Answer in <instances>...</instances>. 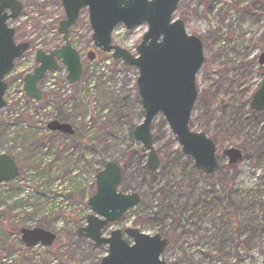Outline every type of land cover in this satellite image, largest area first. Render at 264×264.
<instances>
[{
    "label": "rangeland",
    "instance_id": "374dc122",
    "mask_svg": "<svg viewBox=\"0 0 264 264\" xmlns=\"http://www.w3.org/2000/svg\"><path fill=\"white\" fill-rule=\"evenodd\" d=\"M18 1L22 12L8 25L15 30L14 41L29 43L31 50L14 63L16 73L9 77L10 84L34 68V49L49 52L63 44L57 34L64 18L59 0ZM238 1L241 6H236V0H180L173 15L203 45L204 62L196 75L198 95L189 126L218 142V165L213 175L203 176L191 160L185 164L164 118L157 116L151 130L155 150H161L160 161L167 153V160L178 162L185 172L180 186L177 173H164L161 165L155 172L156 182L165 184L180 200L176 212L172 210L163 219L158 193L149 187L141 170L147 153L126 157L129 150L142 149L130 137V129L143 119L135 84L137 69L122 67L110 54L93 47L88 12L81 11L68 33L83 63L81 83L65 86L66 70L61 67L43 82L44 102L23 109L17 117L20 110H0V154L17 157L20 169L16 180L0 185V212H4L0 264H99L106 247H96L75 232L91 213L88 199L95 192V171L102 168V162L114 161L122 167L124 160L131 179L130 189L124 193L139 194L141 202L109 224L104 236L125 228L150 236L163 231L172 241L161 256L167 264H264V156L259 162L243 156L231 166L221 153L225 148L242 150L256 141L264 142L259 139L264 117L257 114L253 120L248 114L249 100L264 77V65L258 62L264 52V42L259 40L264 33V0H258L260 15L255 19L248 12L241 13L250 0ZM146 30V24L129 31L119 25L112 33V44L135 55ZM89 52L95 53L91 63ZM56 105L62 106L75 132L86 142L48 133ZM32 135L36 143L30 139ZM49 213L50 219L42 221ZM37 227L56 234L51 247L26 248L21 243L20 230Z\"/></svg>",
    "mask_w": 264,
    "mask_h": 264
},
{
    "label": "water",
    "instance_id": "95a60500",
    "mask_svg": "<svg viewBox=\"0 0 264 264\" xmlns=\"http://www.w3.org/2000/svg\"><path fill=\"white\" fill-rule=\"evenodd\" d=\"M180 0H59L64 18L58 23L57 33L63 45L46 53L36 51L37 66L23 78V91L27 98L41 101L39 82L50 71H56L59 63L67 70L66 80L78 83L83 64L79 53L71 46L69 29L74 26L81 10L87 9L92 31V42L96 49L111 53L114 60L124 67L137 69L136 87L143 110L141 123L133 128L135 141L147 153L146 170L154 172L160 159L154 147L151 124L161 115L180 147L181 153L193 161L194 167L203 175H212L217 166L216 145L204 132H194L189 127L198 91L196 75L203 62L201 40L186 31L181 19H173ZM23 7L18 0H0V109L6 106L4 77L12 70L14 61L28 49V43L14 42V29L9 20L19 17ZM146 24L147 30L135 49L136 55L113 45L111 35L118 25L126 30ZM94 53H88L89 61ZM258 62L264 65V52ZM249 108L264 112V78L253 93ZM50 131L72 135L73 128L67 123L51 121ZM230 165L242 160V151L235 147L222 150ZM19 175V167L8 154H0V184L9 183ZM122 182V167L106 162L95 174V192L88 199L91 213L85 218V225L76 230L78 238L106 247V254L99 264H167L162 258L168 240L161 235H147L136 228L113 230L108 237L102 235L109 224L118 222L129 210L141 202L137 193H123L118 190ZM21 242L30 248L37 244L49 247L56 235L42 228L21 229Z\"/></svg>",
    "mask_w": 264,
    "mask_h": 264
},
{
    "label": "trees",
    "instance_id": "16d2710c",
    "mask_svg": "<svg viewBox=\"0 0 264 264\" xmlns=\"http://www.w3.org/2000/svg\"><path fill=\"white\" fill-rule=\"evenodd\" d=\"M240 3H242V2L240 1ZM240 3H239L238 0H236V6H241ZM257 5H259V1L258 0H250L249 3H248V7L241 8L242 9L241 13L244 14V13L248 12V15L251 16L253 19H255V16L260 15V9H259V7ZM209 6H210L211 9L214 7V6H211V5H209ZM259 36H260L259 40L264 42V33H261ZM138 103H140V102H138ZM205 106L206 107H204V108L208 107V102H207V104H205ZM121 114H122V112H120L118 114L119 118L122 117ZM141 114L143 116V111L142 110H141ZM248 114L250 115V117L253 120H256L257 114H260L262 117H264V113H262V112H254V111H252L250 109L248 110ZM17 116H18V114H17ZM68 117L69 116L66 114V111L62 108V106L56 105L55 108H54L53 118H51V119L52 120H56V121L61 122V123H68L74 129V126L69 122V118ZM151 128H152V126H151ZM190 128H191V126H190ZM132 131L133 130L130 129V137L131 138H133L132 137L133 136L132 135ZM52 134H54V135L58 134L59 136H63L64 138H69V139H71V140H73L75 142L76 141L77 142H79V141L80 142H83V141L86 142V139L82 140V138L78 136L77 132H75V129H74V133L72 135H68V136L61 135L59 133H52ZM96 136L97 135L93 136L89 140L90 141H92L93 139L95 140ZM35 137L36 136L32 135L30 137V139L33 140L36 143ZM259 139L264 141V130L263 131L261 130ZM214 142L217 145L218 142L215 141V140H214ZM253 145H254L253 147H252V145H248V146L245 147V149L243 148L242 149L243 155L245 157H248V158L252 159V160L254 159L253 161L259 162L260 159L264 156V142L261 141L260 144H258V142L256 141V142H254ZM63 150H62V153H63ZM160 152H161V150L158 151V153H160ZM144 153H146L144 149H140V150H136V151L129 150L128 153L126 154V157L129 158V157H131L134 154L142 156V154H144ZM176 153H177V155H179L180 159L183 158V156L179 153L178 150H177ZM21 156H22V154H21ZM18 157L20 158V155H18ZM13 158L15 160H17V157H13ZM164 158L165 159H161V161H160V165L162 166V172H164V173L171 172L174 175L177 173L176 178H177V180H179L177 185L180 186V184L182 183V180H183V176L185 174L184 168L182 166H180V164L178 162H172V161L170 162V161H168L167 160L168 159L167 153H165V157ZM26 159H28V158H26ZM185 161H186L185 164L190 163V159L189 158L185 157ZM127 163H128L127 160L123 161V165H122V170H123L122 171V176L123 177H122V182L119 185V190L120 191L122 190L121 192H123V193L126 192L128 189H130V181H131V179L129 178V176L126 173V168L128 166ZM104 164H105V162L101 163L102 167H103ZM141 170H143V173H144V176H145V180L147 181V184L149 185V187H151V188L154 187L156 192L158 193L159 203L162 205L163 210L165 212V215H162L161 219L169 217L172 210L176 212V208H177V205L180 203V200L176 199V198H174L172 196L171 190H169L167 188V186H165V184L161 186L159 182H156V174H155V172L147 171L145 166L143 167V165H141ZM97 171L98 170L95 171V174H96ZM196 185H197L196 182H194V187H196ZM176 194L177 193L175 192V195ZM177 198H180V197L177 196ZM28 205H30V203H28ZM50 205H53L52 200H50ZM55 206H56V203L54 204V208H55ZM54 208H53V210H54ZM49 216H51L50 213L49 214H45V216L43 217L44 219L42 221L49 220L50 219ZM3 218H4V212H0V220H2ZM176 230H177L176 228L171 230V234L172 235L175 234ZM160 233L162 234L161 236L164 237V238H165V236L168 235V234L166 235V233H164L163 231L160 232ZM168 236H167L168 237V239H167L168 240V244H171V242H172L171 241V235H168ZM69 264H73V263L70 262ZM76 264H79V263H76Z\"/></svg>",
    "mask_w": 264,
    "mask_h": 264
},
{
    "label": "flooded vegetation",
    "instance_id": "af4514ba",
    "mask_svg": "<svg viewBox=\"0 0 264 264\" xmlns=\"http://www.w3.org/2000/svg\"><path fill=\"white\" fill-rule=\"evenodd\" d=\"M23 7V6H22ZM22 12V11H21ZM21 14V13H20ZM20 16V15H19ZM16 20V19H15ZM9 21H12V20H9ZM8 21V22H9ZM9 26V25H8ZM10 27V26H9ZM15 31V30H14ZM14 36H15V33H14ZM15 42V41H14ZM16 43V42H15ZM21 43H23V42H21ZM16 44H19V43H16ZM29 44V43H28ZM29 50H31V48H30V46L28 47V49L21 55V58H20V60H22L23 59V55L26 53V52H28ZM35 57H36V49H34V53H33V58H34V63L36 62L35 61ZM37 64L35 63V65H34V67L36 66ZM60 66V65H59ZM14 67H15V65H14ZM214 141V140H213ZM41 246V245H40Z\"/></svg>",
    "mask_w": 264,
    "mask_h": 264
},
{
    "label": "built area",
    "instance_id": "2783aa9c",
    "mask_svg": "<svg viewBox=\"0 0 264 264\" xmlns=\"http://www.w3.org/2000/svg\"><path fill=\"white\" fill-rule=\"evenodd\" d=\"M18 83H19V81H18L17 83H14V84L12 85V87H10V88H11L10 92H12V94H15L14 91L16 90V86L18 85ZM20 96H21V94L18 95V97H20ZM12 101H13L12 99H9V100H8V103H11ZM21 101H23V100L21 99ZM21 101H20V104H22Z\"/></svg>",
    "mask_w": 264,
    "mask_h": 264
}]
</instances>
